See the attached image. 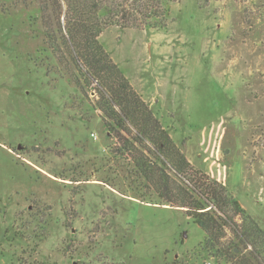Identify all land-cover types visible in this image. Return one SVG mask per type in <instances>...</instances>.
Here are the masks:
<instances>
[{
    "label": "rangeland",
    "instance_id": "rangeland-1",
    "mask_svg": "<svg viewBox=\"0 0 264 264\" xmlns=\"http://www.w3.org/2000/svg\"><path fill=\"white\" fill-rule=\"evenodd\" d=\"M169 5L166 29L111 25L99 41L190 162L171 178L264 207V0ZM73 71L36 3L0 0V264H229L183 208L129 196V150Z\"/></svg>",
    "mask_w": 264,
    "mask_h": 264
},
{
    "label": "trees",
    "instance_id": "trees-1",
    "mask_svg": "<svg viewBox=\"0 0 264 264\" xmlns=\"http://www.w3.org/2000/svg\"><path fill=\"white\" fill-rule=\"evenodd\" d=\"M5 1L36 3L54 57L69 63L74 70L71 76L82 91L95 83V108L103 114L107 134L123 141L129 150V190L133 191L129 196L183 208L204 232L201 249L222 262L264 264V230L257 220L234 199L225 197L220 184L211 196L185 188L182 182L190 162L99 41V35L111 25L119 29H166L171 20V0ZM119 130L129 135V140ZM168 168L182 182H175ZM224 204L240 213L239 222L226 214ZM224 227L231 238L226 237Z\"/></svg>",
    "mask_w": 264,
    "mask_h": 264
},
{
    "label": "crops",
    "instance_id": "crops-1",
    "mask_svg": "<svg viewBox=\"0 0 264 264\" xmlns=\"http://www.w3.org/2000/svg\"><path fill=\"white\" fill-rule=\"evenodd\" d=\"M263 9H264V6H263ZM254 136L256 137V134ZM257 151H259L258 155L261 152H263L264 154V150L262 148L261 149L259 148V150H256L255 153H257ZM257 160L259 161L261 165H264V160L262 158H258ZM258 178L260 180V183L264 182V179L262 178V174H260V172H259V176L256 177L255 180L257 181ZM259 184H258V188L260 186ZM237 201L240 207L244 209L254 219H256L259 225L261 226V228L264 230V207L259 204L260 201L256 197H254V195L249 197L247 194H245L244 197H237Z\"/></svg>",
    "mask_w": 264,
    "mask_h": 264
},
{
    "label": "water",
    "instance_id": "water-1",
    "mask_svg": "<svg viewBox=\"0 0 264 264\" xmlns=\"http://www.w3.org/2000/svg\"><path fill=\"white\" fill-rule=\"evenodd\" d=\"M20 148H22V145L21 144H18L17 145V149L19 150Z\"/></svg>",
    "mask_w": 264,
    "mask_h": 264
}]
</instances>
